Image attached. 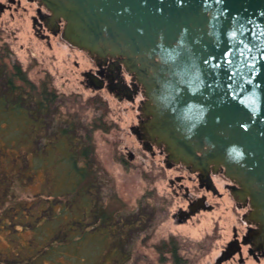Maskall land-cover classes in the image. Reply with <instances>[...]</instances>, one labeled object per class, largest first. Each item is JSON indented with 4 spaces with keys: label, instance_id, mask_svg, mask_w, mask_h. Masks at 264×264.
I'll return each mask as SVG.
<instances>
[{
    "label": "rangeland",
    "instance_id": "rangeland-1",
    "mask_svg": "<svg viewBox=\"0 0 264 264\" xmlns=\"http://www.w3.org/2000/svg\"><path fill=\"white\" fill-rule=\"evenodd\" d=\"M34 6L21 0L17 10L12 7L0 12V44H9L10 58L20 62L37 86L47 80L56 89L59 100L53 116L57 120L51 122L49 118L29 132L25 117L12 115L7 119L0 115L1 264H20L16 262V254H31L35 248L45 246L47 237H54L59 228L71 222L73 210L80 212L83 228L94 227L98 221L95 216L102 210L110 217L133 214L132 231H121L123 235H118L125 241L120 251L130 255L124 264H173L171 254L157 248L159 243L171 238L178 242L184 264H264V256L255 259L246 252L244 262H239L238 254L229 260H217L232 238L233 228L243 231L245 227L242 220L245 209L229 194L210 197L213 208L196 211L188 219L175 216L187 201L181 192L179 195L173 192L169 177L185 174L184 184L192 187L186 170L168 169L164 152L155 147L156 153L152 155L143 146L131 130L138 120L136 106L130 100L118 99L106 90H94L86 85L82 70L90 63L82 52L70 48L64 40L51 37L48 43L36 34L31 19ZM68 124L75 143L58 133ZM72 154L76 155L79 169L86 170L94 182L89 193H78L74 201L67 192L69 170H76L72 168ZM87 198L90 214L85 217L81 206ZM24 203L29 205L25 213H30V208L34 211L25 223L3 212L5 207L9 210L10 204ZM113 232L117 231L110 233ZM114 238L109 247L101 250L108 252L111 246L116 247ZM82 249L77 244L65 249L63 254L45 255L40 260L34 255L32 263L88 264L81 259ZM6 253L12 257L5 258ZM113 262L108 264H117Z\"/></svg>",
    "mask_w": 264,
    "mask_h": 264
},
{
    "label": "water",
    "instance_id": "water-1",
    "mask_svg": "<svg viewBox=\"0 0 264 264\" xmlns=\"http://www.w3.org/2000/svg\"><path fill=\"white\" fill-rule=\"evenodd\" d=\"M63 37L123 56L144 87L143 129L168 160L221 166L264 243V0H40Z\"/></svg>",
    "mask_w": 264,
    "mask_h": 264
},
{
    "label": "trees",
    "instance_id": "trees-1",
    "mask_svg": "<svg viewBox=\"0 0 264 264\" xmlns=\"http://www.w3.org/2000/svg\"><path fill=\"white\" fill-rule=\"evenodd\" d=\"M10 55L11 50L9 44L6 42L1 43L0 115H4V117L7 119L12 115L25 117L29 121L28 127L31 129L29 132H33L40 123L47 121L49 118H51V122H53V120H57L53 116V108L56 106L59 100V94L57 95L56 89L51 87L47 80H44L40 86H37L35 82L29 79L20 62L16 59L10 58ZM105 110L106 109H102L103 112ZM62 121L63 119H60V122ZM101 121L102 117L99 118V122ZM101 124L97 126H100ZM69 126L70 125L68 124L65 127L60 128L58 133L63 138L70 141V143H75V141L71 138ZM83 153H85L84 149ZM72 157L74 163L72 168L75 167L76 170H69L70 175L68 178L70 180V186L67 192H70V198L74 201V197L78 195V193H83L84 195L89 193L94 182L90 180L88 177L89 174L86 173V170H81L79 169L81 167L76 165V155L72 154ZM83 201L84 203L81 207L83 210H85V212H83L82 215L86 217L88 214H90L87 211L90 199H83ZM1 203L4 202L2 201ZM10 205L11 207L9 206V210H7V207H5L6 210L3 209V212L14 219H18L19 223H25V221H28L29 216L31 217L34 214L33 208H30V213L24 212V210L29 206H27V203L21 204L20 206L15 204ZM36 207L38 208L39 205ZM0 208H3V206ZM37 210H39V208ZM70 213L71 222H68L64 227L62 226L63 228H59L60 231H57L56 235H54V237L56 236L55 238L52 236L47 237L46 241H44L45 246L42 248H35V252H32L31 254L22 255V252L16 254V262H20V264H33L32 262L35 257H39V260L45 255L54 257L57 254H63V251L67 248L72 246L76 247L77 244L82 245L85 252L83 251L82 254L84 255L81 257V259L88 264H91L92 262L94 264H108L111 261H115L117 264H124L125 261L129 259V253H123L120 251V247L123 248L125 246V241H123L121 237L123 235L121 231H132V227L134 226V218L132 216L133 214L130 213L128 216L126 214H121L120 217H110L107 214V211L102 210L95 216H98V221H96V225L94 227L92 226V228H83L81 226L82 222L80 221V212L73 210V212ZM36 217L40 216L37 215ZM16 228L17 227H15V229ZM62 230L65 232L63 235H60ZM111 230L117 232H115V234L114 232L110 233ZM119 233L122 234L120 235V239L118 237ZM92 236H96L97 239H90L89 237ZM112 236L115 237V241L113 242L116 247L111 246L108 252H104L105 250L103 251L101 249L106 248L109 244H111ZM157 248L162 253L169 252L171 254L173 264L185 263L182 259L183 257L180 255L178 242L174 238L159 243ZM92 249L95 251H91ZM5 255V258L8 259L12 257V255H9L8 253ZM34 255L35 257H33ZM1 262L2 261L0 260V264Z\"/></svg>",
    "mask_w": 264,
    "mask_h": 264
},
{
    "label": "flooded vegetation",
    "instance_id": "flooded-vegetation-1",
    "mask_svg": "<svg viewBox=\"0 0 264 264\" xmlns=\"http://www.w3.org/2000/svg\"><path fill=\"white\" fill-rule=\"evenodd\" d=\"M6 1V3L0 1V12L12 7L17 10L21 5V0ZM27 1L35 4L31 19L36 34L47 40L48 43H50L51 37L64 40L70 48L82 52L88 63H90L89 67L82 70L86 85L94 90H106L118 99L130 100L133 106H136L138 120L135 125H131V130L142 142L143 146L150 150L152 155L156 153L155 147L158 148L160 153H163V147L157 146L143 129L144 123L149 118L145 111L148 99L144 94V87L138 81L136 75L127 69L123 56L107 55L106 57L95 58L86 51L71 45L63 37L64 21L57 18L40 0ZM165 163L168 169L171 170L177 167L185 169L187 172L186 178L193 182L192 187L184 184L185 174L169 177L173 192L177 195L181 192L183 198L187 201V204L184 207L180 206L175 214L180 219H188L193 213L202 209H212L214 204L210 203L209 198L222 197L225 193L229 194L238 206L245 209L242 215V220L245 222L244 230L233 228L232 238L227 242L226 247L222 249L221 255L217 259L218 261L232 259L235 254H238L239 262H244V252L255 259L264 256V243L253 244L252 240L249 239V232L256 227L255 224L246 220L250 211V203L247 199L234 195L238 184L225 175L221 166H215L211 163L202 170L194 169L192 166L168 160L166 153ZM219 185L222 186L224 191L220 190Z\"/></svg>",
    "mask_w": 264,
    "mask_h": 264
}]
</instances>
